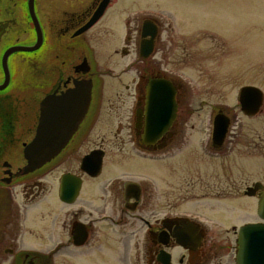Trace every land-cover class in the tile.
<instances>
[{"label": "flooded vegetation", "instance_id": "flooded-vegetation-1", "mask_svg": "<svg viewBox=\"0 0 264 264\" xmlns=\"http://www.w3.org/2000/svg\"><path fill=\"white\" fill-rule=\"evenodd\" d=\"M104 1L33 0L31 11L30 0H0V264H164L167 256L171 264H214L215 245L203 226L174 213L239 193L230 189L226 175L225 158L236 145L231 126L222 143L214 140L216 116L231 122L227 107L213 105L202 144L197 141L201 132L191 124L194 103L202 95L193 86H208L210 96L213 87L230 84L215 71L222 51L224 73L233 72L227 63L230 51L205 45L215 32L192 21H184L183 28L172 14L143 8L139 0H107L102 16L83 31ZM112 12L117 27L105 23ZM39 35L37 50L8 55L11 49L36 45ZM183 68L196 78L182 77ZM82 80L92 82V100L77 132L51 162L24 174V150L37 135L44 99ZM161 91L173 93L174 113L155 126L154 116L165 106ZM94 152L102 159L97 176L82 168ZM212 158L221 159L218 172ZM108 161L115 178L98 183ZM207 163L212 170L206 175ZM157 165L165 167L166 176L158 181L149 174ZM66 174L80 184L73 201L60 190ZM53 176L55 189H48L46 181ZM169 177L175 185L167 189ZM258 182L242 191L256 202L257 219L250 223L260 222L261 191L254 197L245 192ZM164 212L170 215L159 216ZM190 223L201 227L197 247L177 242ZM111 242L125 250L116 252Z\"/></svg>", "mask_w": 264, "mask_h": 264}, {"label": "rangeland", "instance_id": "rangeland-1", "mask_svg": "<svg viewBox=\"0 0 264 264\" xmlns=\"http://www.w3.org/2000/svg\"><path fill=\"white\" fill-rule=\"evenodd\" d=\"M139 3L143 8L158 7L172 14L173 19L183 28L184 21H192L191 23L197 28H207L215 32V37L207 40L205 45L213 46L215 49L227 46L230 51L227 63L233 66V72L231 73L230 70L227 72L231 76L224 73L226 69L224 57L221 58L224 55L222 51L218 56L219 62L215 65L218 77L230 79V84L213 87L214 92L210 96L208 93H212L208 92V86H193L198 89V94L202 95L194 103L197 111L191 124L196 126L198 132H201L197 134V141L202 144L209 136L213 105L222 104L227 107L231 117L230 134L233 138L232 142L236 145H233L234 151L225 158L228 160L225 162L230 165V172L226 175L230 189L239 193H226L227 198H222L221 201L216 198L205 201L210 203L205 208H197V205L187 206L188 212L178 211L174 214L194 217L203 226L208 233V239L215 245L214 264H236L238 244L232 227L238 228L244 223L248 224L257 219L254 212L255 200L243 197L242 191L246 185L254 181L264 184V105L256 116L248 117L241 112L237 99L239 90L243 86H255L264 93V0H139ZM105 23L117 27L118 22L114 12ZM181 75L184 78H196L191 69L183 68ZM208 160L215 163L212 167H215V171L218 172L217 164L221 159ZM112 163L110 161L106 163L98 183L104 184L115 178ZM208 166L209 163H207ZM212 167L210 165L208 171L204 173L210 174ZM164 168L163 165L150 166L149 174L157 181L161 180L162 175L166 177ZM219 180L222 183L225 179ZM56 181L54 176L48 178L47 188L55 189ZM216 181H218L217 177L214 182ZM166 185L167 189L170 185H175L172 177L167 179ZM157 187L159 190V186ZM88 190V188L84 189V193ZM211 203H214V206ZM167 212L159 216L170 215ZM111 245L118 253L125 250L120 244L114 245L111 242Z\"/></svg>", "mask_w": 264, "mask_h": 264}, {"label": "water", "instance_id": "water-1", "mask_svg": "<svg viewBox=\"0 0 264 264\" xmlns=\"http://www.w3.org/2000/svg\"><path fill=\"white\" fill-rule=\"evenodd\" d=\"M107 2L105 0L100 5L99 10L83 28V31L90 28L102 16ZM32 5L33 0H30L31 11H33ZM34 21L36 22L35 18ZM36 27L39 30L37 22ZM42 40L39 35L36 45L11 49L8 51V55L14 51H35L40 48ZM161 94H166L161 98L165 106L161 108L157 117L154 116L156 119L155 126H160L163 122L168 121L174 113V108L170 106L173 93L161 91ZM237 99L242 113L248 117L256 116L264 105V93L255 86L241 87ZM51 100L55 101L54 107H50ZM91 100L92 82L90 80L77 81L74 88L67 90L60 96L52 95L44 99L37 135L24 150L27 162L23 168L24 174L42 168L64 150L85 119ZM48 103L49 110H47ZM214 126V140L220 144L229 131L230 120L225 116L218 115L215 118ZM101 161L100 155L94 152L84 158L82 168L90 175L97 176L101 172ZM93 162V167L89 169L88 165ZM60 190L64 193L63 198L73 201L80 190V184L74 180L73 176L66 174L61 179ZM259 190L261 193L258 199L257 214L261 221L245 224L238 229L236 264H264V185L258 182L254 187L247 188L245 194L253 197L255 192ZM200 231L199 224L190 223L187 232L181 237L178 236V244L186 246L187 243H193L194 247L199 246L203 239V234ZM164 264H171L170 256L165 258Z\"/></svg>", "mask_w": 264, "mask_h": 264}]
</instances>
